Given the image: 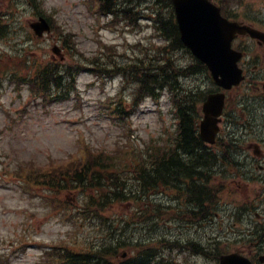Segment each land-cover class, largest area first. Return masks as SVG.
<instances>
[{
	"label": "rangeland",
	"instance_id": "obj_1",
	"mask_svg": "<svg viewBox=\"0 0 264 264\" xmlns=\"http://www.w3.org/2000/svg\"><path fill=\"white\" fill-rule=\"evenodd\" d=\"M91 1L44 0V5L36 9L26 0H0V14L5 21L3 26L7 28L6 35L0 37V73L3 80V84L0 83V264H44L42 256L48 248L50 251L65 247L77 250L85 241L100 242L105 228L84 221L85 214L76 209L79 193H55L49 186L43 185L39 176L49 174L51 167L68 164L78 158L88 159L90 153L113 155L118 148L125 151L124 155H129L119 163L123 167L131 165L134 168L137 161L132 159V154L140 152L138 148L144 149L152 142L167 139V129L174 130V109L168 92L158 103L144 101L141 109L127 121L129 130L121 124L117 112L123 107L125 95L138 91L134 83L133 90L130 88L127 91L121 78L107 80L83 73L70 100L46 104L44 101H33L27 85L11 81L16 75L25 78L26 82L31 81L37 63L55 59L61 64L60 57L51 51L56 44L64 48L63 64L73 62L68 49L77 50L73 53L78 60L86 58V62H91L92 57L100 55L103 47L100 41L102 44H115L118 50L114 58L120 65L126 62L120 54L130 58L157 57L162 60L156 46H164L165 42L158 38L147 21H140V27L133 30L125 26L128 19L120 13L115 20L116 27L110 28L111 19L93 14ZM132 3L141 14L158 13L154 0H133ZM42 14L52 17L54 32L50 36L45 35L44 39L29 41L33 34L30 23ZM131 18L129 21L135 22ZM58 30L73 37V43L71 39L66 43L67 48L63 46ZM138 44L143 46L140 52ZM24 48H29L26 50V54L31 56L29 61L20 59ZM173 60L180 68L191 63V58L180 52L173 55ZM98 63L103 69L108 66L113 69L112 63ZM195 79L201 86L208 85L204 75ZM181 83L192 84L189 78H183ZM127 111L130 112V108ZM253 139V142L260 143L258 134L253 135ZM250 152L255 156L252 150ZM259 152L262 154V148ZM247 172L246 166L231 172L227 179L229 189L223 193L224 201L216 205L217 216L213 220L189 221L181 215L183 210L189 211L191 207L172 200L167 194L150 196L147 201L151 209L157 205L165 208L167 213L163 218L154 216V213L151 215V212L142 219L131 215L140 209L143 214L146 213V202L113 204L108 208L106 217L113 219L115 224L108 231L121 238L122 229H127L126 239L121 238L127 246L120 249V254H128L132 249L128 244L138 241L146 240L150 244L164 241L158 247L163 258L160 264H215L187 249L181 252L182 247L174 250V245L202 243L210 246L219 242L223 251L229 252L242 249L243 238L246 243L249 240L256 245L261 243L264 241V220L258 221L257 214L264 217V203L257 210L251 209V212H245L242 207L253 203L258 193L262 192L260 187L264 183L260 182L257 169L250 182L245 183L250 185L246 189L242 179ZM67 197L72 215L57 206V201L67 200Z\"/></svg>",
	"mask_w": 264,
	"mask_h": 264
},
{
	"label": "trees",
	"instance_id": "obj_2",
	"mask_svg": "<svg viewBox=\"0 0 264 264\" xmlns=\"http://www.w3.org/2000/svg\"><path fill=\"white\" fill-rule=\"evenodd\" d=\"M171 26L169 24L168 29L171 30ZM53 64L39 65L35 80L41 91L59 87L65 76H68L70 81L72 80L74 73L71 68L66 70L63 76L61 74L63 71L59 69V66ZM131 70L136 71V65ZM151 71L152 68L149 67L146 71L138 70V74L131 73V75L133 82L135 80L147 95L154 96L155 87L160 84H157L159 80L156 75H152ZM188 116L187 114L183 115L185 122L179 136L173 139L170 149L158 145L152 146L144 154L140 153L139 159L137 158L139 161H137L136 170H132L131 174L126 168H115V164L110 163V158H94L85 165L72 163L66 167L52 168L48 172L49 174L39 176V178L43 180L45 187L49 186L52 191L58 194L72 190L83 195L91 194L85 204L89 213L87 219L102 227L108 220L105 218V212L113 204L129 201L138 203L147 200L150 195L156 194L160 190L173 192L175 197L186 199L193 207H196V210H191L187 216L199 218L202 215H209L217 201L214 199L206 179V171H204L210 162L209 158L202 159L194 149L199 138H197L193 123L191 120L188 121ZM178 182H180V186L177 185ZM57 202L60 204L59 208L72 212V207L69 206L67 200L63 199ZM92 210L95 211L92 213ZM150 212L151 215L154 213V216L158 218H163L167 213L163 208H156L155 212L148 210L146 213H142L141 217L147 218ZM125 231L122 230L121 238L126 239ZM121 238L108 232L106 224L100 242L96 243L93 240L91 243H87L85 241L83 245H80V248H77V251L71 247L56 248L53 252H48L45 258L49 264H145L156 253L157 246L155 244L153 246L147 241L137 242L128 244L135 252L131 250V256L126 260H121L120 249L127 246L125 242L121 241ZM195 251L201 253L204 248L197 245ZM222 253H224L222 247L217 243L214 248V257H218ZM55 256L56 258L53 260Z\"/></svg>",
	"mask_w": 264,
	"mask_h": 264
},
{
	"label": "water",
	"instance_id": "obj_3",
	"mask_svg": "<svg viewBox=\"0 0 264 264\" xmlns=\"http://www.w3.org/2000/svg\"><path fill=\"white\" fill-rule=\"evenodd\" d=\"M178 20L182 31L183 41L194 54L207 63L217 84L225 89L231 88L241 79V72L237 69L239 56L231 50L230 27L227 30L226 21L216 12L211 11L208 0H175ZM42 30L49 29L44 25H37ZM231 26V25H229ZM236 55V56H235ZM222 96H211L204 106L206 122L202 126V134H209V119L221 114L223 106ZM238 255L224 256L220 264H249L247 260L238 259Z\"/></svg>",
	"mask_w": 264,
	"mask_h": 264
},
{
	"label": "flooded vegetation",
	"instance_id": "obj_4",
	"mask_svg": "<svg viewBox=\"0 0 264 264\" xmlns=\"http://www.w3.org/2000/svg\"><path fill=\"white\" fill-rule=\"evenodd\" d=\"M255 1L260 3L264 2V0H249V3H255ZM214 2L221 8L222 14L225 18L233 22L246 24L264 33V15H260L257 8L253 9L254 11H257L255 16H252L253 10L248 14L250 6H248L247 0H214ZM260 5H256L259 10ZM235 37L237 38L235 43L237 42L238 50L244 54L241 66L246 77L249 79L252 78L256 84L262 85L264 82V78H261V76H264V42L259 39H253L248 31H243L241 33L236 32ZM246 40L256 45L255 47H252L253 52L251 54H249L248 42H246ZM252 74L255 75L253 76ZM254 87L258 89V86ZM250 257H253L252 260L254 264H264V257L259 258L256 254L250 255Z\"/></svg>",
	"mask_w": 264,
	"mask_h": 264
},
{
	"label": "bare ground",
	"instance_id": "obj_5",
	"mask_svg": "<svg viewBox=\"0 0 264 264\" xmlns=\"http://www.w3.org/2000/svg\"><path fill=\"white\" fill-rule=\"evenodd\" d=\"M200 153L203 155V158H204V159H208V158H209L208 155L203 154L201 151H200ZM204 170H205V169H204Z\"/></svg>",
	"mask_w": 264,
	"mask_h": 264
}]
</instances>
